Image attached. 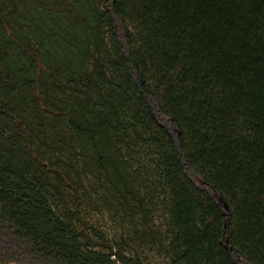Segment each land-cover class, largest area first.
<instances>
[{
  "label": "trees",
  "instance_id": "16d2710c",
  "mask_svg": "<svg viewBox=\"0 0 264 264\" xmlns=\"http://www.w3.org/2000/svg\"><path fill=\"white\" fill-rule=\"evenodd\" d=\"M60 129L134 228L162 207L170 264H264V0H0V264H142Z\"/></svg>",
  "mask_w": 264,
  "mask_h": 264
},
{
  "label": "rangeland",
  "instance_id": "374dc122",
  "mask_svg": "<svg viewBox=\"0 0 264 264\" xmlns=\"http://www.w3.org/2000/svg\"><path fill=\"white\" fill-rule=\"evenodd\" d=\"M60 131L63 141L61 143L58 142V145L62 146L61 159L64 162L75 165L77 168H82V182L79 183L76 196L81 204L79 212L83 223L92 226L96 231L100 232L106 244L113 246L126 258L131 259L135 257L142 264H170L169 258L165 257L160 249L162 241L158 242V240H162V231L164 229V226H162L164 219L162 207L154 202L153 204L156 208L154 211L153 206L146 202V207L151 210V214L149 213V217H151L149 218L150 223L143 230L148 229L150 232H142L139 224L138 227L134 228L129 223L127 217L129 214L127 215L124 210L122 211V207L114 203L112 197L107 195V191L102 189L103 180L100 176L93 175L88 171L87 168L90 166L89 162L91 160L89 151L85 153L82 150L79 153L76 151L75 155L74 149L78 147V144L71 141L67 130L60 129ZM49 134H51L50 131ZM48 143L50 145L49 149L56 146L55 140L53 141L51 138L48 139ZM85 166H87L86 169ZM74 182L77 181L74 180ZM73 193V191L67 193L68 197L66 198L71 207L75 202V199L71 197ZM74 228L77 231L84 230V227L79 223H75ZM136 230L138 232H135ZM84 233L92 241L98 242V239L90 233V230H86ZM123 249H126V251H122ZM110 259L113 261L114 257Z\"/></svg>",
  "mask_w": 264,
  "mask_h": 264
}]
</instances>
